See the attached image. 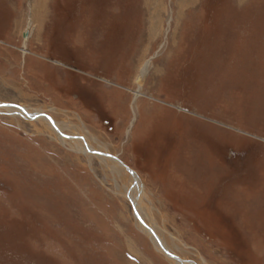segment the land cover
<instances>
[{
	"label": "rangeland",
	"instance_id": "374dc122",
	"mask_svg": "<svg viewBox=\"0 0 264 264\" xmlns=\"http://www.w3.org/2000/svg\"><path fill=\"white\" fill-rule=\"evenodd\" d=\"M0 103L83 125L178 255L264 264V0H0ZM124 181L0 109V264H173Z\"/></svg>",
	"mask_w": 264,
	"mask_h": 264
},
{
	"label": "bare ground",
	"instance_id": "6f19581e",
	"mask_svg": "<svg viewBox=\"0 0 264 264\" xmlns=\"http://www.w3.org/2000/svg\"><path fill=\"white\" fill-rule=\"evenodd\" d=\"M22 53H25V51L23 50ZM148 65L149 61L146 60L137 69L134 81L138 86H140V83L146 74ZM133 94L135 97L139 94V91L135 89L133 90ZM0 104V109H3L12 115L37 119L47 130L62 142L67 141L69 146L80 149L88 156V158L95 156L103 166L110 169L111 172H115L119 177L122 176L123 178H126V181L129 184L126 185L124 181L122 183L123 190L120 193L122 196L128 198L133 205L136 227L149 238L154 248L162 253L164 257L173 264H195L191 260L184 258L185 256L183 257L176 253L174 246V240L176 238L174 236L169 235L171 239L170 243L166 242L165 231L157 225L149 206L143 202L144 193L141 188V181L136 172L132 171V169L125 165L116 155L111 154L104 146H101L100 144L97 145V148L92 146L91 142L95 137L89 133L83 125L74 128L73 125L68 126V124L63 123L62 121H55L38 111H23L20 108L16 109L14 106L10 107L7 103ZM65 129L70 132L68 133L70 134L68 137L69 139L63 136L67 135L63 133V130ZM201 262L202 264H206L203 258H201Z\"/></svg>",
	"mask_w": 264,
	"mask_h": 264
}]
</instances>
